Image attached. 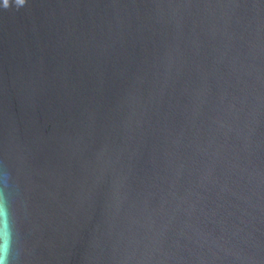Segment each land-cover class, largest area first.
Here are the masks:
<instances>
[{
  "label": "water",
  "instance_id": "95a60500",
  "mask_svg": "<svg viewBox=\"0 0 264 264\" xmlns=\"http://www.w3.org/2000/svg\"><path fill=\"white\" fill-rule=\"evenodd\" d=\"M5 247L264 264V0H0Z\"/></svg>",
  "mask_w": 264,
  "mask_h": 264
},
{
  "label": "clouds",
  "instance_id": "9594fccd",
  "mask_svg": "<svg viewBox=\"0 0 264 264\" xmlns=\"http://www.w3.org/2000/svg\"><path fill=\"white\" fill-rule=\"evenodd\" d=\"M9 6H10V4L7 7H9ZM8 250H9V247H5L3 249L2 255H0V264H7V258H8V254H9Z\"/></svg>",
  "mask_w": 264,
  "mask_h": 264
}]
</instances>
